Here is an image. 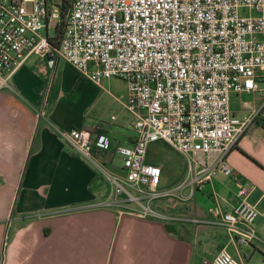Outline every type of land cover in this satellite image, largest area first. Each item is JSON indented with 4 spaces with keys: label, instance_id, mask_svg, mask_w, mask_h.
Returning a JSON list of instances; mask_svg holds the SVG:
<instances>
[{
    "label": "built area",
    "instance_id": "2783aa9c",
    "mask_svg": "<svg viewBox=\"0 0 264 264\" xmlns=\"http://www.w3.org/2000/svg\"><path fill=\"white\" fill-rule=\"evenodd\" d=\"M61 22L53 44L50 29ZM31 53L60 57L101 87L111 76L126 82L131 144L110 146L96 128L53 126L70 152L107 180L111 197L103 205L134 202L128 209L141 216L220 225L227 241L211 264H244L227 246L261 240L259 210L248 199L253 183L234 175L227 153L264 105V0H0V89L11 87L10 74ZM251 91L261 93L260 106L233 112L230 93ZM155 140L186 156L187 175L175 187L159 188L161 167L145 161ZM217 174L232 175L236 198L225 209L214 192L213 217L151 205L187 198Z\"/></svg>",
    "mask_w": 264,
    "mask_h": 264
},
{
    "label": "crops",
    "instance_id": "0c3cea01",
    "mask_svg": "<svg viewBox=\"0 0 264 264\" xmlns=\"http://www.w3.org/2000/svg\"><path fill=\"white\" fill-rule=\"evenodd\" d=\"M61 61L67 62L31 53L10 74L11 87L0 89V264H211L227 241L220 225L178 219L172 221L171 232L164 219L129 210L132 203L102 204L111 197L110 186L70 152L53 126L96 128L108 135L110 146L131 144V114L122 102L126 82L120 78L123 82L116 83L119 77L111 76L103 87L82 86L77 72L69 92L57 87L52 96L48 78L52 73L55 77ZM60 100L67 104L60 107ZM261 100L260 92H231L229 105L243 114L258 108ZM69 113L75 115L70 121ZM227 159L241 182L253 183L248 199L259 210L254 225L261 237L227 247L244 264H264V105ZM145 161L161 167L159 188L175 187L187 175L186 156L162 140L148 144ZM19 180L23 202L41 201L39 207L48 208L46 212L8 214L11 218L5 219ZM214 192L223 208H230L236 198L232 175L217 174L187 198L154 199L153 207L209 218Z\"/></svg>",
    "mask_w": 264,
    "mask_h": 264
},
{
    "label": "rangeland",
    "instance_id": "374dc122",
    "mask_svg": "<svg viewBox=\"0 0 264 264\" xmlns=\"http://www.w3.org/2000/svg\"><path fill=\"white\" fill-rule=\"evenodd\" d=\"M53 32H54V28H51L50 29V33H53ZM77 72H78V74H77ZM76 74H77V76H80L82 78V80H83L82 86L85 85V84H87V85L88 84L89 85H91V84L96 85V83L94 81L89 79L86 75L82 74L79 70H76L71 63H69L68 61L66 63H63L61 61L58 64L57 73L55 74V77H53V73H52V75L50 74V76L48 78L49 82L50 81L52 82V83H50L51 84V86H50L51 87V90H50L51 91V95L53 96L52 91L55 90V88H57V87H59L60 89H67V90L70 89L72 87V84H73V83H71V79ZM115 81H116V83L123 82L122 79H120V77L116 78ZM68 92H69V90H68ZM242 97H245V96H242ZM49 100H50V103H51L52 102L51 98H49ZM64 100L58 101V104H60V107L63 104H67L65 102H62ZM232 103H237V99H234V101ZM73 104L74 103H72V105ZM63 110H64V112L66 111L64 108H63ZM74 117H75V115L72 114V113H69L68 116H66V118L69 121L72 120ZM119 162H120V157L119 156H114L113 162L111 163L110 166L115 168L118 165ZM20 180L18 181V183L16 184V186H15V188L13 190V195H12V199H11V201L9 203V208L7 210V215H5V219H7V220H9L11 218V216H9V215H15V214H23V215L39 214V213H44V212H46L48 210V208H46L45 206L39 207L41 205V203H42L41 201H39V202H37V203H35L33 205H31V204H29L27 202H23V200H22V197H23L22 190L24 188H23ZM105 182L108 183L107 180H105ZM41 191L42 192L46 191V188L41 189ZM172 199H173V196H165V197L157 198L156 200H160V201L164 202V201H167V200L171 201ZM131 203H132V206L136 205L134 202H131ZM155 205H153V202H152V206H155ZM36 207H39V208H36ZM5 222H10V221H5Z\"/></svg>",
    "mask_w": 264,
    "mask_h": 264
},
{
    "label": "trees",
    "instance_id": "16d2710c",
    "mask_svg": "<svg viewBox=\"0 0 264 264\" xmlns=\"http://www.w3.org/2000/svg\"><path fill=\"white\" fill-rule=\"evenodd\" d=\"M62 32V22L60 24H58L55 28H54V34L52 36L53 39V44L56 42V40L59 38L60 34ZM165 227L171 231L174 232V228L172 226V222H168L165 221Z\"/></svg>",
    "mask_w": 264,
    "mask_h": 264
},
{
    "label": "water",
    "instance_id": "95a60500",
    "mask_svg": "<svg viewBox=\"0 0 264 264\" xmlns=\"http://www.w3.org/2000/svg\"><path fill=\"white\" fill-rule=\"evenodd\" d=\"M50 58H53V55L52 54H50Z\"/></svg>",
    "mask_w": 264,
    "mask_h": 264
}]
</instances>
